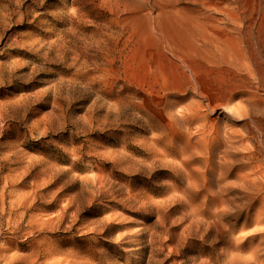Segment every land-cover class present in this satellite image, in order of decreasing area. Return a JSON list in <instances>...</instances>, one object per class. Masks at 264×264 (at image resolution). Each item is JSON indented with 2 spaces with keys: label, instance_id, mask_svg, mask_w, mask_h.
<instances>
[{
  "label": "rangeland",
  "instance_id": "374dc122",
  "mask_svg": "<svg viewBox=\"0 0 264 264\" xmlns=\"http://www.w3.org/2000/svg\"><path fill=\"white\" fill-rule=\"evenodd\" d=\"M0 264H264V0H0Z\"/></svg>",
  "mask_w": 264,
  "mask_h": 264
}]
</instances>
